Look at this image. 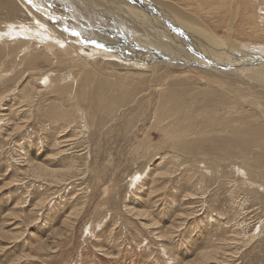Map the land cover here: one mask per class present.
I'll return each mask as SVG.
<instances>
[{"label": "rangeland", "instance_id": "1", "mask_svg": "<svg viewBox=\"0 0 264 264\" xmlns=\"http://www.w3.org/2000/svg\"><path fill=\"white\" fill-rule=\"evenodd\" d=\"M69 1L30 0L28 4L60 35L89 55L97 54L102 62L96 67L109 62L130 66L155 62L125 25L88 18ZM240 1H232L237 12L229 36L236 43H254L253 25L245 19L256 13L259 20L264 0H251L252 7L245 4L248 0ZM217 2L227 5L226 0ZM225 9L224 13L229 11ZM2 17L0 23L7 21ZM217 17L212 21L218 35L227 37L224 22L229 20ZM129 37L133 43L127 41ZM140 48L145 52L139 53ZM151 54L163 58L159 51ZM13 59L6 58L7 65ZM121 67L146 78L105 94L103 106L97 103L93 82L80 100L81 114L72 102L66 105L64 100L52 99L49 92L35 94L30 106L20 104L18 92L34 77L29 69L0 68V264H264V190L243 184V173L233 169L234 164L240 166L239 157L246 156L234 153L232 159H225L221 150L210 145L213 141L193 135L181 140L186 150L176 149L178 135L168 134L189 121L182 123L185 107L179 115H167L172 110L160 103V95L174 90L190 106L185 94L204 87L195 84L194 75H189L188 86L179 84L186 85L188 79L176 77L194 67L165 70L160 66L157 78L151 70ZM152 82L165 85L156 91ZM201 96L194 97L200 100ZM51 99L68 108L71 122L64 123L69 126L63 125L64 119L53 121L43 114L42 105ZM180 106L173 107L176 111ZM242 110L256 112L246 104ZM201 120L194 119L195 126H202ZM23 123L24 128H16ZM56 141H64L63 153ZM34 163L49 171L36 174ZM208 249L217 251V261L201 255Z\"/></svg>", "mask_w": 264, "mask_h": 264}, {"label": "bare ground", "instance_id": "2", "mask_svg": "<svg viewBox=\"0 0 264 264\" xmlns=\"http://www.w3.org/2000/svg\"><path fill=\"white\" fill-rule=\"evenodd\" d=\"M70 1L75 4L74 6L82 14L85 12L88 18H95L96 16L105 25L112 21L120 23L121 26L122 24L125 25L127 32L132 33L133 39L138 41H135L136 43L142 45L148 52L155 53V51H159L163 55V58H158L157 55L148 53V57H151L156 63L150 61L149 65L135 63L131 66L122 64L126 68L151 70L155 78H157L158 73L156 70L160 66H165V68L163 67L165 70L171 68L180 69L184 66L194 67L191 72H184L180 75L181 77H176L188 79L186 85L185 82L179 83L178 80L179 84L188 86L191 83L189 82V75H194L192 78L195 77V84L204 87V89L201 88L203 89L202 91H199L198 87H193L196 92L192 91L187 95L185 94V97L187 96V98L191 99L190 106L186 105L180 97H177V92L174 90L165 94L160 93V103L164 104L165 108H171L172 110L167 112V115L169 113L179 115L180 112H183L180 108L185 107L184 113L180 116H182V123L189 121L184 126L182 125L183 127L181 126L180 131L177 132L176 129L174 132L170 131L168 133L171 137L172 134L178 135L180 140L179 142L178 140L177 142L175 141L173 147L176 149L180 147L186 150L181 140L193 135L195 138L205 137L209 141H213V144L210 143V145L221 150L225 159H232L231 156L234 153L245 155L246 157H239V159H242L240 166L234 164V172L238 173L241 171L243 173L241 177L243 184L249 183L258 189L262 188L264 190V160L262 159L264 157V24H262L264 19H261L264 12L262 8L258 12L260 21L257 20L256 13L255 15H249L245 19L247 20L246 22L253 25V27L251 26L253 32L251 34L257 41H254V43L253 40L252 42L249 41L250 43H242L241 41L236 43L229 36L233 33V19L237 12L234 9L237 5L234 6L232 4L233 0H226L227 5L224 2L220 4L217 0H178V2L172 0ZM131 1L135 3L133 4ZM72 2L70 3L72 4ZM252 2L248 0L245 4L247 5L248 3L252 7ZM28 3H30V0H0V14L7 19V21L4 20L0 23V68L3 71L9 70V72L11 70L21 71V69H29L31 77H34L32 83L28 81L31 84L28 83L25 86L26 89L18 92L20 94V104L25 103L26 106H30L35 94L38 93L40 95L41 93L46 94L49 92L51 94L48 95L52 96V99L57 97V99L64 100L66 105V102H68V105H70L69 102H72L74 104L72 106L77 108L78 113L81 114L82 112H80L78 106L80 105V100L84 98L85 89L90 84L96 83L95 97L98 105L103 106L105 94L112 90V93H115L116 89L128 88L127 86L131 84L137 85L139 80L146 78V75L140 74L139 71L138 73H129L132 71L125 70L124 67H121L122 65H116L112 62L104 64L103 68L96 67V64L102 62V59H97V54L91 55L90 53L89 55L80 49L75 42L69 41L60 35L58 30L48 25L45 17H40L41 15L39 16ZM222 8H226L229 11L224 13ZM219 10L223 14L219 13ZM217 16L221 18L220 21H222L223 17L229 20L228 23H226L227 21L224 22V24L228 25L226 31L229 34L227 37L218 35V26L216 27L214 21H212ZM209 20L211 21L210 23ZM112 26H115V24ZM124 27L117 28L121 30L125 29ZM241 30H243V27ZM245 33L242 34L245 36ZM127 36L130 35H125V37ZM127 41L133 43L130 37ZM189 44L192 46H189ZM142 48L139 49V53L145 52L144 48ZM9 56H14L13 61H11V68V63L7 65L6 62V58H9ZM99 56L104 58V56ZM106 68L111 69L106 70ZM118 70H124L125 72L117 73ZM19 74L20 72L17 75L19 76ZM35 77H38V79H35ZM5 80L2 77L4 83ZM34 80L35 83H33ZM159 83L161 84L160 79ZM15 84H13V87ZM160 84L153 83L151 87L159 91V89H162L160 87L165 85V83ZM98 88L106 89L102 95H98ZM147 88H150V86ZM15 89L17 88L15 87ZM196 93L202 95L200 100L194 97ZM63 97L66 100L62 99ZM52 99L49 100L47 105H42L43 114L53 121L55 119H64L62 120L63 123L65 120L71 122L68 108L61 107L58 101L56 103L55 101L52 102ZM232 100L238 102H233ZM179 104L181 106L175 111ZM244 104L253 106L256 112L250 114L243 111L242 106ZM193 114L195 115L193 116ZM158 117L161 119V115L158 114ZM197 118L204 119L201 120L202 126H195L194 119ZM25 123L22 126L17 124L16 128L20 129L26 125ZM54 125L57 126V124ZM63 125L67 126L68 124L64 123ZM62 143L64 141L58 142V149L60 150H62V146L60 147ZM65 148L67 149V146ZM63 151L59 152L63 153ZM223 156H221L222 159H224ZM32 167L35 173L39 175L49 171V169H45L39 163H34ZM242 169H245V171ZM232 240L236 241V239ZM216 254L217 251L215 249H208V251H203L201 255L203 257L206 256L207 259L217 261L216 257H214Z\"/></svg>", "mask_w": 264, "mask_h": 264}]
</instances>
